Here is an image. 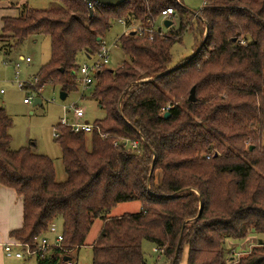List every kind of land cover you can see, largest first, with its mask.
I'll return each mask as SVG.
<instances>
[{
  "label": "trees",
  "instance_id": "trees-1",
  "mask_svg": "<svg viewBox=\"0 0 264 264\" xmlns=\"http://www.w3.org/2000/svg\"><path fill=\"white\" fill-rule=\"evenodd\" d=\"M27 1L19 16L1 19L0 39L18 47L34 35L49 37L50 60L35 77L36 90L47 83L67 95L77 90V56H97L115 20L146 25L173 8L180 26L152 40L132 33L118 38L129 60L116 70L100 67L91 92L104 110L93 124L107 137L56 127L64 182L56 181L50 158L9 148L11 120L0 109V187L22 200V227L10 232L11 241L34 245L61 220L60 247L39 260L57 264L85 245L101 219L92 264H146L143 241L156 244L170 264H179L184 249L186 264H264V242L237 260L226 247L264 233V0H203L192 13L175 0L92 3L91 9L85 0H55L60 6L47 10ZM187 27L198 36L194 56L174 63L172 48ZM118 138L137 141V148L113 146ZM133 201L139 212L106 216Z\"/></svg>",
  "mask_w": 264,
  "mask_h": 264
},
{
  "label": "rangeland",
  "instance_id": "rangeland-1",
  "mask_svg": "<svg viewBox=\"0 0 264 264\" xmlns=\"http://www.w3.org/2000/svg\"><path fill=\"white\" fill-rule=\"evenodd\" d=\"M180 1L183 7L191 13L200 11L204 7L203 0ZM22 5H18V11ZM27 5L34 9L47 10L59 7L60 3L55 0H28ZM11 10L14 12V9ZM170 21L172 22L171 26L166 28L162 20H157L156 28L163 25L162 34L165 36L170 35V30L175 31L180 26L177 15L171 16ZM124 32L125 27L115 20L111 23L109 31L102 39L110 48L109 62L105 65L108 69L116 70L123 62L129 60V57L120 50L118 44V38L124 35ZM197 37L195 28L191 30L190 27H187L183 31L181 42L175 43L171 51L174 63L184 58H190L193 55ZM12 42V40L0 39V90H3V94H0V109H3L11 120V126L8 130V134L11 137L9 148L11 150L29 148L33 153L50 158L53 162L56 181L59 183L64 182L66 174L62 164V152L54 135L56 134V127L60 124L64 114L63 108L66 107L70 111L71 105H77L83 109L85 120L89 123L103 119L104 110L91 97L93 86L85 92L83 98H80V92L77 89L78 91L69 92L64 101L60 100L61 87L58 84L47 83L40 90L33 88L36 75L50 60L51 49L48 36H31L18 47H12ZM20 56L23 59H20ZM26 58L30 59L29 63L25 62ZM96 61H98L97 56L90 59H87L83 54L77 56L78 66L84 64L92 66ZM16 64L19 65L18 68H16ZM77 70L79 71V69ZM77 74L78 72L75 73V75ZM18 83L24 86L20 87ZM262 94L264 96V89ZM24 99H28L29 103L25 104L23 102ZM36 99L40 100L39 104H34ZM68 118H71V112L68 113ZM259 145L264 147V133L261 136ZM155 174L157 175L158 173L155 172ZM140 208L139 202H123L114 206L106 216L117 217L127 213H137ZM102 224L101 219L95 220L86 238L85 245L70 253L68 257L71 258V261L69 263L63 262V258L60 255L57 264H92L91 245L93 240L99 235ZM55 225L56 232L60 233L62 228L61 220H57ZM251 234L256 236L258 242H264V233L256 234L251 232L241 241H229L234 245H238L237 248L235 247L236 253L248 251V247H252L253 244H248L244 251L239 250L242 244L248 242ZM48 236H50V239L54 237H52V234ZM142 253L146 264H170L165 260L160 248L152 242H142ZM239 256H236V260ZM48 258H50V252L34 256L32 260L39 262V260ZM186 260L187 250L184 249L179 264H186Z\"/></svg>",
  "mask_w": 264,
  "mask_h": 264
},
{
  "label": "built area",
  "instance_id": "built-area-1",
  "mask_svg": "<svg viewBox=\"0 0 264 264\" xmlns=\"http://www.w3.org/2000/svg\"><path fill=\"white\" fill-rule=\"evenodd\" d=\"M176 4L182 5L180 0H175ZM197 13L193 16L195 18ZM171 16H175V10L173 8H166L161 11L159 17L156 20H147L146 25L142 24H131L128 25L125 19H119L117 22L125 27L124 35L128 36L130 33H133L135 37H146L149 40H152L155 36L163 37L165 35L162 34L163 25L156 28L157 20H162L163 23L165 20H170ZM242 45L245 43L243 41L240 42ZM110 48L107 44L102 40L101 47L99 52L97 53L98 61H96L92 66L81 65L78 67L79 71L77 70L78 74L76 75V82L78 85V90L80 92V98L84 97L86 91H88L93 83H94V76L97 73L98 69L102 66L108 64V56H109ZM26 63L30 62V59H25ZM16 68L19 67L18 64L15 65ZM20 87L24 85L18 83ZM0 94H3V90H0ZM25 104L29 103L28 99H24L23 101ZM172 108L171 105H167L161 109V115L163 116L166 112ZM64 114L60 120V125L62 127L69 128L74 133H92L96 131L101 138H106L107 135L102 134L97 125L93 123H89L85 120V113L82 108L78 107L77 105H71L70 111L66 107L63 108ZM71 112V118H68V113ZM57 138L58 132L56 130V134H54ZM123 144L126 147L130 148H137V141H132L129 139L118 138L117 140L113 141V146L117 147L118 145ZM47 234H52L54 236V241L51 243L45 237ZM62 242V234L56 232V225L52 223L48 231L45 234H42L34 239V245L24 244L17 241H10L3 245L4 255L7 258H16V259H23V258H33L34 256L42 255L43 253H47L48 250L52 247H60ZM233 252V251H232ZM249 252H240L236 253L233 252V256L248 254Z\"/></svg>",
  "mask_w": 264,
  "mask_h": 264
},
{
  "label": "crops",
  "instance_id": "crops-1",
  "mask_svg": "<svg viewBox=\"0 0 264 264\" xmlns=\"http://www.w3.org/2000/svg\"><path fill=\"white\" fill-rule=\"evenodd\" d=\"M25 2L26 0H18L15 2H13L12 0L0 1V31L2 28L1 19L4 17L14 18L19 16V11L17 10L18 5L24 4ZM11 9H14V12ZM20 59H23V57L20 56ZM21 227H22L21 198L18 197L13 190L5 187H0V264H40L35 260L33 261L32 258L16 259V258H7L4 255L3 245L12 240L9 236L10 232L18 230ZM48 235L49 234L45 235V237L48 239L49 242L52 243L54 241V237L52 236L53 238L50 239L49 238L50 236ZM95 240H93V243L95 242ZM248 244H253L252 247L258 244V239L256 238L255 235L251 234V237L249 238L248 242L242 244L239 250L244 251L247 248L246 246H248ZM226 247L228 249H231V251L236 252L235 247L237 248L238 245H234L231 242L226 241ZM252 247H248L249 249L248 251H250ZM248 251H244V252H248Z\"/></svg>",
  "mask_w": 264,
  "mask_h": 264
},
{
  "label": "water",
  "instance_id": "water-1",
  "mask_svg": "<svg viewBox=\"0 0 264 264\" xmlns=\"http://www.w3.org/2000/svg\"><path fill=\"white\" fill-rule=\"evenodd\" d=\"M85 1H86L87 5H88L89 9H91V4L92 3L97 4V5H101V6L116 7V6H119L121 3L124 2V0H85ZM171 24H172V22L170 20H165L164 23H163V25L166 28L170 27ZM132 35H133V33H132ZM99 40H100V38H97V41H99ZM195 53H197V51ZM193 56H194V54L192 55V57ZM191 58H189V60H191ZM182 65H184V64H181L180 66H182ZM180 66H177L175 68H172L170 70H167L166 72H163V73L159 74L155 78L162 77V76H164V75L172 72L173 70L177 69ZM145 81H147V80H143L141 82H145ZM66 97H67V93H64V92H61L60 93V100L61 101H64L66 99ZM188 101L191 102V103H194L196 101V97H195V87H193L190 90V94H189V97H188ZM39 103H40V100H38V99H36L35 102H34V104H39ZM169 115H170L169 112H166L163 115V118L166 119L167 117H169ZM177 252H178V249H177ZM70 261H71V258L70 257H68V256L63 257V262L68 263Z\"/></svg>",
  "mask_w": 264,
  "mask_h": 264
}]
</instances>
